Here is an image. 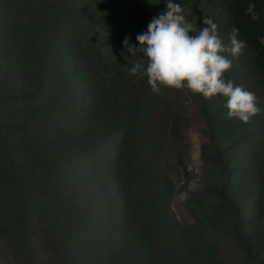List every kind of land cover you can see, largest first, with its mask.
<instances>
[{
    "label": "rangeland",
    "instance_id": "374dc122",
    "mask_svg": "<svg viewBox=\"0 0 264 264\" xmlns=\"http://www.w3.org/2000/svg\"><path fill=\"white\" fill-rule=\"evenodd\" d=\"M144 1L0 0V264H264V84L248 47L225 77L255 93L249 123L220 95L156 94L131 74L120 100L91 95L97 45L137 62L124 37L167 3ZM174 2L228 43L211 0Z\"/></svg>",
    "mask_w": 264,
    "mask_h": 264
},
{
    "label": "clouds",
    "instance_id": "9594fccd",
    "mask_svg": "<svg viewBox=\"0 0 264 264\" xmlns=\"http://www.w3.org/2000/svg\"><path fill=\"white\" fill-rule=\"evenodd\" d=\"M203 24L197 31L195 21L186 19L181 5L167 0L166 10L153 17L146 32L136 36L139 47L130 42L129 36L124 37V48L131 53V58L137 59L130 74L146 77L156 94H161L162 89L186 90L205 100L220 95L226 100L227 118L249 123L262 111L255 93L225 77L247 43L239 39V30L235 27L225 43L211 18L206 17ZM138 53L144 58H138Z\"/></svg>",
    "mask_w": 264,
    "mask_h": 264
},
{
    "label": "trees",
    "instance_id": "16d2710c",
    "mask_svg": "<svg viewBox=\"0 0 264 264\" xmlns=\"http://www.w3.org/2000/svg\"><path fill=\"white\" fill-rule=\"evenodd\" d=\"M217 8L222 9V13L227 15L228 23L232 28L239 30V37L246 41L247 47L251 53L252 71L257 75L260 83L264 84V0H211ZM133 7L142 13L141 5L147 7V2L144 0H131ZM147 22L148 16H144ZM92 24V27H98L97 24ZM98 33V30H97ZM104 32L102 31V34ZM96 34V33H95ZM104 34L102 35V37ZM132 44L139 47L136 41V36L132 38ZM99 44V43H97ZM108 53L104 52V48L97 45L95 53L97 54V61L101 65V70L95 71L94 65L89 69L88 87L93 99L96 98L98 91H110L116 100H120V95L127 91V86L131 82L130 68L131 62L121 56L113 55L111 46L107 48ZM93 52V51H92ZM95 58L94 52L91 54ZM131 58V53L128 54ZM137 56L143 59V54L138 53ZM92 58V59H93ZM96 61V60H95ZM146 63V61H145ZM92 64V62H91ZM102 77L105 79L103 86ZM102 78V79H101ZM110 80V83H106ZM111 98L109 100H115ZM119 113V111H118ZM128 121L124 117L117 125L116 130L125 135L127 131ZM178 127V125H177ZM124 175L120 174L119 186L123 189L125 185Z\"/></svg>",
    "mask_w": 264,
    "mask_h": 264
}]
</instances>
